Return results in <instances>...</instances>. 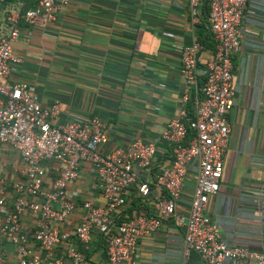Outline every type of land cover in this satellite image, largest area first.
<instances>
[{
  "label": "crops",
  "instance_id": "obj_1",
  "mask_svg": "<svg viewBox=\"0 0 264 264\" xmlns=\"http://www.w3.org/2000/svg\"><path fill=\"white\" fill-rule=\"evenodd\" d=\"M17 29L12 52L19 62L11 66L7 82L26 83L42 108L55 105L51 124L97 116L104 124L100 153L123 149L135 138L151 143L155 150L151 170L138 174L139 180L149 182L169 159V146L160 138L162 128L180 110L190 116L201 98L203 66L215 46L206 0L195 8L188 0H69L44 28L19 23ZM192 41L199 44V61L197 77L187 85L178 74L179 52ZM238 41L230 58L234 97L226 115L229 136L219 189L203 213L225 245L258 252L264 247V0H247ZM19 166L17 152L0 143V181L8 205L14 198L9 185L19 180ZM48 181L46 177V185ZM150 189L141 198L137 183L131 184L115 220L151 216L160 192ZM191 190L192 180H187L175 207L180 218L188 215ZM66 191L77 204L103 203L95 169L87 163L79 166ZM79 215L74 210L60 226L69 237L55 248L54 256L69 264L66 249L74 248L82 253L83 264H106L103 236L93 232L85 246L73 236ZM35 223L34 216L21 214L20 234H31ZM183 234V224L167 220L137 242L136 264H182ZM25 247L28 255H42L32 240ZM186 262L205 264L195 253ZM17 263L16 247L0 238V264Z\"/></svg>",
  "mask_w": 264,
  "mask_h": 264
},
{
  "label": "built area",
  "instance_id": "obj_2",
  "mask_svg": "<svg viewBox=\"0 0 264 264\" xmlns=\"http://www.w3.org/2000/svg\"><path fill=\"white\" fill-rule=\"evenodd\" d=\"M68 1L0 0V143L17 152L20 159L19 180L9 185L14 194L9 205L0 181V238L16 247L17 264H64L54 251L69 237L60 226L74 210L80 215L73 236L83 246L93 232L103 236L106 264H136L137 242L169 219L175 226H184L182 264H187L190 253L205 264H264V247L252 252L225 245L203 213L207 200L219 189L229 136L226 115L234 97L230 58L239 46L238 26L247 0H206L208 31L215 46L203 66L201 98L190 116L180 110L162 128L160 138L169 146V159L149 182L139 180L138 174L151 170L155 152L151 143L135 138L123 149L100 153L104 124L97 116L83 122L51 124L48 119L57 114L55 105L42 108L26 83L6 80L11 66L19 62L12 52L18 24L44 28ZM199 1L188 0V4L195 8ZM198 50L199 44L192 41L179 52L178 74L187 85L197 77ZM82 163L95 169L101 205L90 200L77 204L69 198L67 184L77 178ZM187 180H192V190L184 219L176 215L175 207ZM134 183L141 198L150 194L151 186L160 192L154 199L153 214L115 220L127 189ZM23 213L36 219L31 234H20L19 217ZM27 240L36 244L41 256L28 255ZM66 258L69 264L84 262L82 253L74 248L66 249Z\"/></svg>",
  "mask_w": 264,
  "mask_h": 264
}]
</instances>
